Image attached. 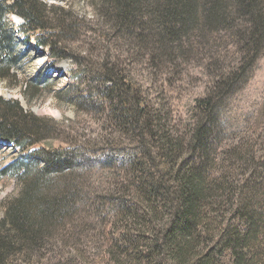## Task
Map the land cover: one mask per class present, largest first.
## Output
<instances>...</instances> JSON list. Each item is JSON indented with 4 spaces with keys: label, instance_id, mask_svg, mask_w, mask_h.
<instances>
[{
    "label": "trees",
    "instance_id": "1",
    "mask_svg": "<svg viewBox=\"0 0 264 264\" xmlns=\"http://www.w3.org/2000/svg\"><path fill=\"white\" fill-rule=\"evenodd\" d=\"M90 1L108 53L74 97L100 116L96 138L41 146L56 128L0 94V140L25 153L7 167L22 187L0 264H264V100L237 124L223 116L264 50V0ZM58 12L0 0L1 79L21 61L17 32L70 55L58 41L74 21ZM195 64L211 81L180 124L156 77Z\"/></svg>",
    "mask_w": 264,
    "mask_h": 264
},
{
    "label": "rangeland",
    "instance_id": "2",
    "mask_svg": "<svg viewBox=\"0 0 264 264\" xmlns=\"http://www.w3.org/2000/svg\"><path fill=\"white\" fill-rule=\"evenodd\" d=\"M43 1L56 6L60 11L54 17L55 22H58L57 16L60 18L63 9L66 17L64 22L67 18L74 21L71 32L65 23L66 37L62 36L60 40L57 37L58 42L68 48L70 55L56 57L48 45L38 43L35 33L22 36L17 32L18 49L23 55L19 65L11 70L12 75L0 78V94L5 98L19 100L25 109L45 118L56 128L51 131L50 138L40 143L41 146L58 147L68 142H77L84 137L95 139L100 129V116H93L89 109L77 103L78 99L74 95H77V86L81 88L86 82H93L96 86L97 81H91L90 78L85 82L87 75L82 71L87 62L102 58V54L108 53V48L97 42L98 32L95 29L99 27L98 15L90 0ZM49 15L54 16L53 13ZM8 20L12 26L24 22L17 14L9 15ZM116 54L125 56L122 51H116ZM186 67H172L164 73L160 72L155 85V91L169 102L180 124L187 118L194 99L205 93L211 81L210 75L201 66L195 64ZM133 68L145 70L140 59L135 61ZM263 100L264 50L253 65L247 81L232 98L230 110L223 116L237 124L238 120L254 114ZM23 156L25 153L21 148L12 145L8 140H0V219L5 214L9 200L22 187L19 174L16 170L7 171V167L13 160ZM82 244L83 248L95 246L94 242L87 239Z\"/></svg>",
    "mask_w": 264,
    "mask_h": 264
}]
</instances>
